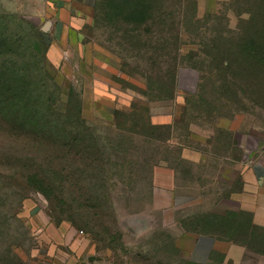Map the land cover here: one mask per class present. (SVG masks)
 <instances>
[{
  "label": "rangeland",
  "instance_id": "obj_1",
  "mask_svg": "<svg viewBox=\"0 0 264 264\" xmlns=\"http://www.w3.org/2000/svg\"><path fill=\"white\" fill-rule=\"evenodd\" d=\"M107 1L0 0V264H256L264 0Z\"/></svg>",
  "mask_w": 264,
  "mask_h": 264
},
{
  "label": "crops",
  "instance_id": "obj_2",
  "mask_svg": "<svg viewBox=\"0 0 264 264\" xmlns=\"http://www.w3.org/2000/svg\"><path fill=\"white\" fill-rule=\"evenodd\" d=\"M238 182L239 187L230 197L233 202L231 209L235 212L247 213L248 230L260 234L261 248L264 249V149L252 150L242 160ZM215 242L214 233H199L189 247V259L198 264L205 263L210 257ZM256 253L258 254L256 264H264V251L256 250Z\"/></svg>",
  "mask_w": 264,
  "mask_h": 264
},
{
  "label": "trees",
  "instance_id": "obj_3",
  "mask_svg": "<svg viewBox=\"0 0 264 264\" xmlns=\"http://www.w3.org/2000/svg\"><path fill=\"white\" fill-rule=\"evenodd\" d=\"M107 1V0H104ZM113 0H108L105 4V8H107V10L110 11V15H108V17L106 16V18H108V20L111 22L113 19H119L122 22H125V24H127V26L129 24L132 23V29H136L137 25L143 24L146 25L147 24V20L150 18V16H144V14H146V10L150 9L148 7H146L145 5H143L141 2H148L150 0H126V4H120V6H127V10L124 11L122 9H115V3L112 4ZM117 3H120L121 0H116ZM141 1V2H140ZM153 1V0H152ZM130 12V13H127ZM143 14V16H141ZM138 16V17H137ZM114 20V21H115ZM129 27V29H130ZM254 50L253 47L249 48V51ZM64 114H67V112H65ZM247 230H248V222H247ZM261 242V241H260ZM263 249V248H261Z\"/></svg>",
  "mask_w": 264,
  "mask_h": 264
}]
</instances>
